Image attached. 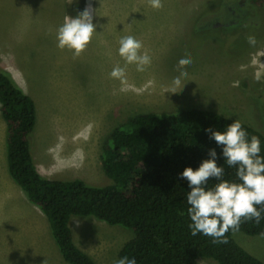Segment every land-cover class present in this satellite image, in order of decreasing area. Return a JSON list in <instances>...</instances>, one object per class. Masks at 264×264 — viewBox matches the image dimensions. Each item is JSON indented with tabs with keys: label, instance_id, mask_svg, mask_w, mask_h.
<instances>
[{
	"label": "rangeland",
	"instance_id": "374dc122",
	"mask_svg": "<svg viewBox=\"0 0 264 264\" xmlns=\"http://www.w3.org/2000/svg\"><path fill=\"white\" fill-rule=\"evenodd\" d=\"M87 2L0 0V67L34 101L30 143L41 173L111 183L101 165L105 140L140 113L202 108L264 134L258 100L264 88V7L251 0H161L159 9L150 0H91L96 31L74 58L57 47L56 33L65 17H75ZM249 35L256 38L254 46ZM125 36L141 41L140 52L151 57L143 72L118 54ZM186 55L193 62L180 76L178 61ZM116 66L125 68L123 81L109 75ZM2 196L0 187V264H69L45 215L30 201L3 207ZM10 203L18 210L1 223V210H11ZM69 224L75 244L95 264H114L133 237L132 229L92 216H73ZM232 237L264 263V236L234 231ZM197 261L219 264L210 257Z\"/></svg>",
	"mask_w": 264,
	"mask_h": 264
},
{
	"label": "trees",
	"instance_id": "16d2710c",
	"mask_svg": "<svg viewBox=\"0 0 264 264\" xmlns=\"http://www.w3.org/2000/svg\"><path fill=\"white\" fill-rule=\"evenodd\" d=\"M251 3L264 7V0ZM258 100L264 123V88ZM0 112L6 124L8 172L46 216L54 242L67 263L95 264L75 244L69 224L73 216H92L132 229L133 237L124 243L119 255L134 257L136 264H199L200 256L219 264H264L234 240L231 229L226 233L227 243H213L202 233L191 235L187 212L190 189L187 181L179 178L185 167L195 170L210 158L209 149H214L216 163L224 169L221 179L241 182L236 167H229L224 160L223 146L205 131H225L236 120L202 108L130 116L105 140L101 165L111 183L92 185L79 178L51 179L37 170L30 143L36 122L34 101L1 67ZM240 123L249 139L253 135L260 139L259 155L264 158V134ZM216 183L211 179L205 188ZM238 231L261 235L264 218L259 223L242 222Z\"/></svg>",
	"mask_w": 264,
	"mask_h": 264
},
{
	"label": "clouds",
	"instance_id": "9594fccd",
	"mask_svg": "<svg viewBox=\"0 0 264 264\" xmlns=\"http://www.w3.org/2000/svg\"><path fill=\"white\" fill-rule=\"evenodd\" d=\"M71 5L73 0H66ZM150 6L159 9L163 5L161 0H150ZM95 9L91 0H88L83 11L75 17L66 16L62 25L57 29V47L72 51L73 57H79L91 42L96 31L93 23ZM249 45L256 44L255 36L247 37ZM142 42L133 36L122 37L119 41L118 54L126 65L135 64L136 70L143 72L151 63V57L145 52L141 53ZM190 55L178 61L180 76L187 75L185 68L192 63ZM110 77L123 81L125 68L116 66L110 72ZM259 80L260 76L257 75ZM181 83L179 76L174 79V84ZM181 89V88H180ZM175 91H173L174 93ZM218 145H222V155L229 167H236V176L240 183L221 179L224 169L216 163L217 153L209 149V159L203 160L199 167L193 170L185 167L179 174L180 179H185L190 191L187 194V209L191 219L189 225L191 235L202 233L211 237L213 243H227L226 233L231 229L238 231L242 222L252 220L259 223L264 218V158L259 154L260 139L243 129L236 120L227 125L225 131L205 129ZM218 181L213 187L205 188L209 180ZM260 205L261 208L256 206ZM264 236V233H261ZM114 264H136L135 258L122 257Z\"/></svg>",
	"mask_w": 264,
	"mask_h": 264
},
{
	"label": "crops",
	"instance_id": "0c3cea01",
	"mask_svg": "<svg viewBox=\"0 0 264 264\" xmlns=\"http://www.w3.org/2000/svg\"><path fill=\"white\" fill-rule=\"evenodd\" d=\"M5 127H6V124H5V121L2 118V115L0 112V187L2 188V192H3V196H2L3 199H2V203H1V206H3V207L5 206L4 202H13V200H15L16 204H17V202H29L28 198L26 197V195L24 194L22 189L12 179V177L10 176V174L8 172L7 161H6V151H5ZM37 170H38V168H37ZM41 174L48 177L44 173H41ZM16 204H15L14 208H16ZM32 205H33L32 207L38 208L34 204H32ZM9 206H10V208H12L11 203ZM14 208H12L9 211L1 210V223L5 222L6 215H11V213L13 214ZM1 228L4 232V230H5L4 226H1Z\"/></svg>",
	"mask_w": 264,
	"mask_h": 264
}]
</instances>
